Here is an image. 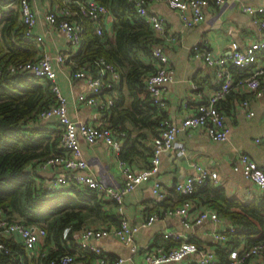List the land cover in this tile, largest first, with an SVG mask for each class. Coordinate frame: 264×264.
Returning a JSON list of instances; mask_svg holds the SVG:
<instances>
[{"label": "crops", "instance_id": "obj_1", "mask_svg": "<svg viewBox=\"0 0 264 264\" xmlns=\"http://www.w3.org/2000/svg\"><path fill=\"white\" fill-rule=\"evenodd\" d=\"M61 2L62 0L60 2L59 0H30L31 8L37 19L34 32L40 36L39 40L29 39L35 47H33L34 57L42 52L56 55L70 49L69 41L64 33L55 29L44 19V13ZM238 2L264 5V0H228L221 5L210 3L203 8L201 21L188 26L182 23L175 9L168 7L161 0L149 1L148 9L162 17L165 23L163 36L154 30L153 33L159 39V42L154 45H162L174 75L173 80L166 85L164 93L166 105L162 109L172 123L179 125L181 119L191 113L197 103L206 100L219 85L215 68L192 56L191 46L193 44L198 43L216 53H222L227 52L232 44L241 48L251 40L259 39L262 36L261 30L253 22L252 17L239 9ZM0 9L4 12L16 11V0H0ZM113 20L114 17L110 13L102 17L103 34H111ZM53 67L56 72V82L66 96L69 117L76 122H102L101 124L106 125V122L110 121V111L103 113L98 108L78 100L79 93L86 95L89 93L85 80L72 77V67L67 62L54 61ZM231 71L234 77H238L243 70L231 67ZM118 82L119 79L116 81L115 87L109 91L112 97L118 95L116 88ZM121 93L123 95L119 102L121 104L113 115L115 118L123 117L121 123L127 131L121 150L116 153L102 140L88 143L81 136H78L77 140L82 157L87 164L85 171L104 185L114 188L120 187L124 182L122 164L129 165L134 170L149 166L155 134L154 128L151 125H146L147 118H140L138 114L131 117L121 115V113L127 112L126 109H130L132 102L126 87H122ZM243 98L249 101L254 111L251 116L247 115L246 110L239 104ZM219 107L224 112L225 122L229 127L228 138L225 141H213L200 129L178 131L176 140L184 147V153L180 155L176 150L163 152L160 155L158 171L149 181L142 182L136 188L125 193L121 204L116 203L113 199L100 198L104 202L102 208L112 211L119 219L123 217L132 224H138L152 213H162L168 208L179 206L182 196L174 189V184L187 175L195 173L194 163L216 171V181L209 180L205 184L223 188L227 198L247 202L264 192L245 179L241 173L232 169V164L236 162L238 154L246 152L264 170V145L254 141L255 136L264 133V91L260 97H253L251 93L242 89L232 90L221 100ZM154 117L153 114L151 119ZM54 123V119H48L38 120L36 124H39L43 134L53 138ZM33 124L35 125V123ZM33 169L37 174V183L44 187L53 172L38 169L37 164L33 165ZM156 180L164 192L161 198L152 191L153 182ZM192 200L194 206L189 209L191 216L199 209H211L216 211L219 221L206 219L201 223H193L189 227H185L178 216L162 215L149 225L138 229L134 234L135 250H132L130 245L123 244L113 235L102 237L91 244L98 246L102 253H105L110 259L123 257L125 261L121 264H132L140 262L142 253L152 245L161 244L168 248L181 240H188L197 245V250L192 255L181 261L161 264H184L186 261H189L190 264H202L198 259L208 251H212L214 257L207 264H214L217 260L215 254L217 246L223 245L228 239V233L234 230L235 225L208 203L198 202L193 198ZM89 225L104 227L115 224L107 221L102 224ZM230 226H233L232 231L228 229ZM167 231L178 235V239L163 237V233ZM221 233L226 234V240L215 237ZM6 236L21 243L16 235ZM244 244L246 242H241L236 248L239 249ZM62 245H64L62 252L79 255L78 246H68L70 244L67 241ZM67 246L69 249L66 248ZM57 249L58 245L45 236L37 243L35 249L26 248L22 255L18 254V257L24 264H39L42 253L45 251L49 253ZM90 256L93 258L95 254L92 252ZM245 264H264V258L254 256L249 258Z\"/></svg>", "mask_w": 264, "mask_h": 264}, {"label": "built area", "instance_id": "obj_2", "mask_svg": "<svg viewBox=\"0 0 264 264\" xmlns=\"http://www.w3.org/2000/svg\"><path fill=\"white\" fill-rule=\"evenodd\" d=\"M134 2L136 11L144 17V20L151 25L153 30L160 35H164L165 23L162 17L148 9L150 0H131ZM168 7L175 9L184 25H193L201 21L203 8L210 4L221 5L228 0H161ZM16 5L21 23L24 25V35L27 39H40L34 32L37 22L36 15L31 8L30 0H16ZM239 9L252 17L253 22L262 32L259 39L251 40L249 43L239 48L232 44L227 52L216 53L210 48L199 45L191 46L192 56L201 59L207 65L215 68L218 87L212 91L206 100L195 105L191 113L181 119L179 125L172 123L167 117L162 119L158 128V133L153 139V151L148 167L134 170L129 165L122 164L124 182L118 187H110L101 183L93 175L86 172V161L82 157L81 149L78 145V136L84 138L88 143L96 140L104 141L113 151L118 153L121 150L125 139V132L117 131L101 124L76 122L68 115L66 96L61 91L56 82V72L53 62H67L71 67V75L74 78L85 80L89 93L78 94V100L85 102L92 107L98 108L103 113L110 111L113 104V97L109 93L113 84L119 79L118 71L109 62L99 57L94 60V71L87 64L76 66L71 59L76 50L81 45L82 25L78 20V15L88 16L94 25V30L98 35L103 34L102 17L108 14L105 5L96 0H62L51 10L44 13L45 21L55 29L64 33L69 41V51L51 55L47 52L10 66V70L25 72L35 77H41L51 82V90L54 95V102L44 107L37 114L38 120L54 119L53 138H57L59 152L51 154L37 163L38 169L50 170L53 172L48 183L43 187L46 191H56L59 189H69L70 187L93 190L99 198L113 199L121 204L125 193L136 188L140 183L149 181L159 168L160 155L168 150H176L180 155L184 153V147L176 140V133L180 130L200 129L204 131L213 141H225L228 138L229 127L225 122V114L218 107V102L232 90L242 89L252 94L253 97H260L263 94L264 75V5H252L238 2ZM161 36V37H162ZM152 55L155 59L154 70L145 77V88L150 94L151 105L157 109H164L166 101L164 93L166 85L173 80V71L170 68L168 57L161 44L152 47ZM231 67L242 69L238 77H234ZM195 87V85H193ZM240 106L251 116L254 111L249 101L243 98L239 101ZM256 143L264 145V133L254 137ZM195 173L187 175L183 179L176 181L174 189L181 194H190L194 191L196 184L216 181L217 173L208 167L194 163ZM232 169L242 174V176L253 183L255 187L264 191V170L246 152L238 154L236 162L232 164ZM152 191L159 197H163L164 192L159 182H153ZM194 206L191 198L182 200L179 206L168 208L162 213H152L147 219L138 224H132L127 219L121 217L117 225L99 227L95 225H82L72 230L65 226L62 230V237L66 238L69 233L77 246L84 249L86 254L94 253L93 258H86L84 253L79 255L71 252H62L48 257V252L42 253L39 264H121L125 261L123 257L110 259L100 248L91 244L107 235H113L123 244L130 245L135 250L133 243L134 234L141 227L149 225L156 218L162 215H176L180 218L185 227L193 223H201L210 219L219 221L216 211L211 209H199L192 216L189 209ZM229 231L233 230L230 226ZM0 233L3 235H16L22 245L27 249H35L37 243L45 238L47 232L41 224H28L22 219L5 218L0 209ZM163 237L178 239V235L167 231ZM217 239L226 240V234L215 235ZM0 249L8 252L9 249L0 241ZM197 250V245L188 240H181L176 245L165 248L161 244L150 246L144 251L141 261L132 264H161L173 261H181L188 258ZM90 256V255H89ZM254 256L264 258V240L256 243L244 244L239 249H232L228 254L227 264H245ZM214 253L208 251L203 253L198 261L202 264L210 263ZM16 264H24L18 257ZM184 264H190L186 261Z\"/></svg>", "mask_w": 264, "mask_h": 264}, {"label": "trees", "instance_id": "obj_3", "mask_svg": "<svg viewBox=\"0 0 264 264\" xmlns=\"http://www.w3.org/2000/svg\"><path fill=\"white\" fill-rule=\"evenodd\" d=\"M96 1L105 5L108 13L114 17L111 34L98 35L92 20L88 16L78 15L82 40L71 59L76 66L87 64L94 71V60L101 57L118 71V95L113 97L109 109L111 117L106 126L125 132L126 138L127 131L121 123L123 117L113 116L121 104L124 86L132 102L129 111L126 109L127 112L121 115L131 117L138 114L140 118H147L146 125L154 128L155 137L166 115L163 110L151 105L144 81L154 70L155 59L151 50L159 39L151 25L136 11L133 1ZM33 47L34 44L24 35L18 9L8 12L0 9V209L7 219L18 218L28 224L43 225L46 237L58 245L57 250L48 253L50 257L62 253V243L66 244V241L70 244L68 246H77L71 233L66 238L62 237L65 226L74 230L82 225L107 221L117 225L120 219L112 211L102 208L104 202L93 190L70 187L49 192L37 183L33 165L58 152L57 138L43 134L39 124H36L39 111L54 102L51 82L10 70L12 64L33 58ZM153 114L155 117L151 119ZM181 196L182 200L188 197L208 203L235 225L223 245L217 246L214 264H227L229 252L241 242L251 244L264 240V192L244 202L227 198L221 187L200 183L195 185L192 193ZM0 241L9 249L8 252L0 249V264H16L18 254L22 255L26 248L1 233ZM79 249L85 257H91L89 255L92 253L87 255L83 248Z\"/></svg>", "mask_w": 264, "mask_h": 264}]
</instances>
